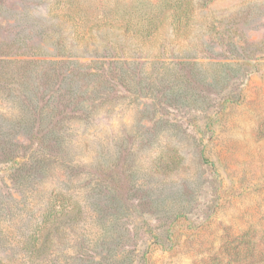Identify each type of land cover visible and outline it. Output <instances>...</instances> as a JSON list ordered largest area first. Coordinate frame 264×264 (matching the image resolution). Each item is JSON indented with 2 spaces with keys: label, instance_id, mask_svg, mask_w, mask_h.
Wrapping results in <instances>:
<instances>
[{
  "label": "rangeland",
  "instance_id": "374dc122",
  "mask_svg": "<svg viewBox=\"0 0 264 264\" xmlns=\"http://www.w3.org/2000/svg\"><path fill=\"white\" fill-rule=\"evenodd\" d=\"M105 45L37 184L0 163V264H264V0H0L5 130L26 66Z\"/></svg>",
  "mask_w": 264,
  "mask_h": 264
},
{
  "label": "trees",
  "instance_id": "16d2710c",
  "mask_svg": "<svg viewBox=\"0 0 264 264\" xmlns=\"http://www.w3.org/2000/svg\"><path fill=\"white\" fill-rule=\"evenodd\" d=\"M111 50V46L105 45L104 54L87 64L40 61L46 66L24 68L22 95H16L22 107L17 125L25 130L28 143L19 141L17 130H5L7 125L0 123V163L8 164L9 176L21 190L32 189L47 166L62 153L63 122L86 114L89 81L92 78L116 81L124 77L125 62L111 56ZM0 88H5L1 80Z\"/></svg>",
  "mask_w": 264,
  "mask_h": 264
}]
</instances>
